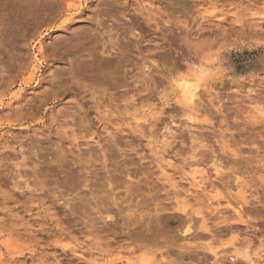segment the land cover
Instances as JSON below:
<instances>
[{
    "label": "rangeland",
    "instance_id": "1",
    "mask_svg": "<svg viewBox=\"0 0 264 264\" xmlns=\"http://www.w3.org/2000/svg\"><path fill=\"white\" fill-rule=\"evenodd\" d=\"M263 15L0 0V264H264Z\"/></svg>",
    "mask_w": 264,
    "mask_h": 264
},
{
    "label": "bare ground",
    "instance_id": "2",
    "mask_svg": "<svg viewBox=\"0 0 264 264\" xmlns=\"http://www.w3.org/2000/svg\"><path fill=\"white\" fill-rule=\"evenodd\" d=\"M204 73H205V70H201L200 75H198V76L195 75L194 76V78H195L194 82L193 81L191 82L188 80H182V81L177 82L178 88L181 92V97L187 106L191 107L194 104V100L196 98V91L198 89V83L201 82V78H202Z\"/></svg>",
    "mask_w": 264,
    "mask_h": 264
}]
</instances>
